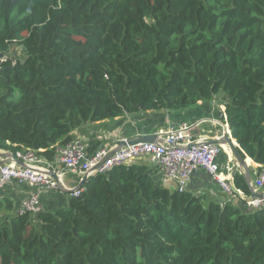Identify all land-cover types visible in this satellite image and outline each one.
I'll return each mask as SVG.
<instances>
[{"label": "trees", "instance_id": "obj_1", "mask_svg": "<svg viewBox=\"0 0 264 264\" xmlns=\"http://www.w3.org/2000/svg\"><path fill=\"white\" fill-rule=\"evenodd\" d=\"M220 93L262 170L264 0H0L1 150L56 163L86 122ZM149 162L94 172L55 210L0 214V264H264V208L160 185Z\"/></svg>", "mask_w": 264, "mask_h": 264}, {"label": "built area", "instance_id": "obj_2", "mask_svg": "<svg viewBox=\"0 0 264 264\" xmlns=\"http://www.w3.org/2000/svg\"><path fill=\"white\" fill-rule=\"evenodd\" d=\"M222 109L221 116H223L225 107L223 106ZM205 121V119H198L194 122L161 130L158 132L161 139L158 143H137L124 146L98 171H105L113 166L132 163L146 157L149 159L148 161L161 167L169 180L172 181L174 188L179 191L187 190L193 175L198 170H203L227 194V201H240L243 208L248 211L264 208V199L252 198L251 194L245 195L241 189L236 187L234 158L224 165L220 163L219 156L228 148L225 145L208 144L206 138H195V128ZM229 130L231 131L228 127L227 131L229 132ZM194 143H199V145L190 146ZM115 144L116 142L104 143L96 151L89 153L88 145L81 140L74 139L67 145L58 147L56 163H51L38 156L31 149L18 151L14 154L26 166L17 164L11 157H0V191L11 181H15L18 185H26L29 188V193L22 200L16 213L20 215L29 212L37 215L43 210L42 192L46 189L58 188L56 181L47 171L54 170L59 176L66 172L84 176L101 161ZM252 186L256 191L264 192V167L253 179ZM78 194L79 189L72 191L73 196Z\"/></svg>", "mask_w": 264, "mask_h": 264}, {"label": "crops", "instance_id": "obj_3", "mask_svg": "<svg viewBox=\"0 0 264 264\" xmlns=\"http://www.w3.org/2000/svg\"><path fill=\"white\" fill-rule=\"evenodd\" d=\"M225 95L218 94L214 99L208 101H200L198 104L190 109L175 111L170 109L142 111L137 114H125L115 119H107L98 122H86L73 132L74 139L81 140L86 145L92 139L100 138L106 139L105 144L117 142L119 139L129 138L141 132L158 133L161 130H166L171 127H177L185 123L194 122L198 119H205L206 121L195 128L194 136L196 139L206 138L208 140L224 135L227 131L228 124L222 122V108ZM124 123L126 131L120 132L118 122ZM117 128L116 132L113 129ZM120 133V134H119ZM229 133L231 131L229 130ZM237 142L235 139H233ZM233 159L230 150L225 149L219 156L220 163L224 165L227 161ZM141 161H148L144 157ZM246 163L250 169L252 180L259 172L260 164L256 163L252 158H245ZM235 171H241L236 169ZM154 180L163 186L172 187V181L169 180L166 173L158 167V171L152 174ZM83 176L73 172H66L60 176L63 189H46L42 192L41 199L44 210H55L57 207L67 205L71 199L72 191L78 186ZM188 189L195 193L205 194L208 201H217L220 203L227 202V194L213 180L206 171L198 170L192 177ZM29 188L26 185H18L15 181L8 182L0 191V201L6 205L7 208L1 212L11 211L14 214L21 205L22 200L28 195Z\"/></svg>", "mask_w": 264, "mask_h": 264}, {"label": "water", "instance_id": "obj_4", "mask_svg": "<svg viewBox=\"0 0 264 264\" xmlns=\"http://www.w3.org/2000/svg\"><path fill=\"white\" fill-rule=\"evenodd\" d=\"M160 141L161 139L159 133H154V132L151 133L141 132L129 138L119 139L116 142V144L108 150L107 154L101 159V161L97 165H95L88 174H85L83 176L80 183L75 189L82 188L88 177L92 173L103 168L105 163L122 147L137 143H158ZM207 142L208 144H212V145H225L232 153L236 169L238 168L241 171H243V174L252 190L251 197L264 199V192L256 191L252 186L253 180L251 177L250 169L245 160L246 156H244L243 153L241 152L239 144L233 140L232 134H229L228 131H224V135H222L221 137H215L213 139L208 140ZM198 145L199 143H194L190 146H198ZM0 157H11L17 164L21 166H26V164L21 159L17 158L13 153L1 149H0ZM47 173L56 181L58 188L63 189L60 176L54 170H49L47 171Z\"/></svg>", "mask_w": 264, "mask_h": 264}, {"label": "rangeland", "instance_id": "obj_5", "mask_svg": "<svg viewBox=\"0 0 264 264\" xmlns=\"http://www.w3.org/2000/svg\"><path fill=\"white\" fill-rule=\"evenodd\" d=\"M20 55V54H22V49L21 48H17L16 49V54L15 55ZM118 124H119V128H120V132L122 131V132H124V131H126V129L128 128V127H126L125 126V124L124 123H122V125H120L121 124V121L120 122H118ZM116 130H117V128H114L113 129V132H116ZM120 134V133H119ZM155 174V173H154ZM1 214V213H0Z\"/></svg>", "mask_w": 264, "mask_h": 264}, {"label": "bare ground", "instance_id": "obj_6", "mask_svg": "<svg viewBox=\"0 0 264 264\" xmlns=\"http://www.w3.org/2000/svg\"><path fill=\"white\" fill-rule=\"evenodd\" d=\"M149 163H150V162H149ZM149 163H148V164H149ZM156 166H157V165H156Z\"/></svg>", "mask_w": 264, "mask_h": 264}]
</instances>
